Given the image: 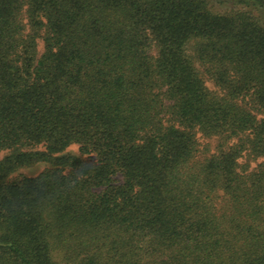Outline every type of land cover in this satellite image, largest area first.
Masks as SVG:
<instances>
[{"label": "trees", "instance_id": "16d2710c", "mask_svg": "<svg viewBox=\"0 0 264 264\" xmlns=\"http://www.w3.org/2000/svg\"><path fill=\"white\" fill-rule=\"evenodd\" d=\"M2 151L0 264H264V0H0Z\"/></svg>", "mask_w": 264, "mask_h": 264}, {"label": "rangeland", "instance_id": "374dc122", "mask_svg": "<svg viewBox=\"0 0 264 264\" xmlns=\"http://www.w3.org/2000/svg\"><path fill=\"white\" fill-rule=\"evenodd\" d=\"M39 49H40V54H41L44 50L43 41L40 42ZM209 84H210V86H213V84L211 82H209ZM208 141H210V140H208L207 138H201L200 153H201L202 157L207 155L208 150L206 152L205 145L207 144ZM211 141L214 142V140H211ZM68 151L72 152V153H76V154L80 153L79 146L76 144L71 145L68 148ZM7 153H8L7 151L0 152V159H2ZM46 166L47 165L44 163H39V164L31 166V167H25V168L21 169L19 173L34 176V175L39 174L43 169L46 168Z\"/></svg>", "mask_w": 264, "mask_h": 264}]
</instances>
